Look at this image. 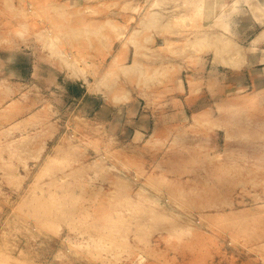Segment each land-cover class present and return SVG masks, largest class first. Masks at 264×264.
<instances>
[{
	"label": "rangeland",
	"instance_id": "obj_1",
	"mask_svg": "<svg viewBox=\"0 0 264 264\" xmlns=\"http://www.w3.org/2000/svg\"><path fill=\"white\" fill-rule=\"evenodd\" d=\"M189 1L0 0V264H264V0Z\"/></svg>",
	"mask_w": 264,
	"mask_h": 264
},
{
	"label": "bare ground",
	"instance_id": "obj_2",
	"mask_svg": "<svg viewBox=\"0 0 264 264\" xmlns=\"http://www.w3.org/2000/svg\"><path fill=\"white\" fill-rule=\"evenodd\" d=\"M189 2L193 5V9H194V11L196 13L202 14V13H205L206 7L209 5L210 2L212 3L213 0H190ZM237 8L238 7H236V6L231 7V9L227 10L226 12H228L230 14H232L233 12L236 13L237 12ZM208 12L210 13V16H215L216 17L218 15L216 7H214V8L211 7L210 10H208ZM215 20L217 21V18H215ZM263 33H264V31H262V34ZM259 35H258V37H259ZM258 37L252 39L251 42H252L253 45L255 44V42L258 41ZM248 48L249 49H251V48L253 49L254 47L253 46L252 47L249 46Z\"/></svg>",
	"mask_w": 264,
	"mask_h": 264
},
{
	"label": "crops",
	"instance_id": "obj_3",
	"mask_svg": "<svg viewBox=\"0 0 264 264\" xmlns=\"http://www.w3.org/2000/svg\"><path fill=\"white\" fill-rule=\"evenodd\" d=\"M65 76H68V75H67V73H66V75H65Z\"/></svg>",
	"mask_w": 264,
	"mask_h": 264
}]
</instances>
